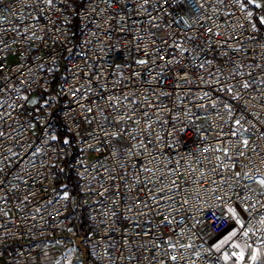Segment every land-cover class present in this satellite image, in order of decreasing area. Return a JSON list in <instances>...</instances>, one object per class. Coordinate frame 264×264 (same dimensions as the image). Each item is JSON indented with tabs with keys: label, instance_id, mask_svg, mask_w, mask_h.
Masks as SVG:
<instances>
[{
	"label": "built area",
	"instance_id": "1",
	"mask_svg": "<svg viewBox=\"0 0 264 264\" xmlns=\"http://www.w3.org/2000/svg\"><path fill=\"white\" fill-rule=\"evenodd\" d=\"M260 15L0 0V264L52 247L83 262L77 239L86 264H231L238 243L264 246ZM235 205L245 220L215 249L199 232L223 233Z\"/></svg>",
	"mask_w": 264,
	"mask_h": 264
},
{
	"label": "crops",
	"instance_id": "2",
	"mask_svg": "<svg viewBox=\"0 0 264 264\" xmlns=\"http://www.w3.org/2000/svg\"><path fill=\"white\" fill-rule=\"evenodd\" d=\"M234 218V217H233ZM236 223L240 224L238 222H232L227 230H225L222 234V237L219 241V243L215 244V249H220L224 246L225 243L229 242L233 235L232 233L236 232ZM230 237V238H228ZM222 241H226L222 243ZM237 248L239 251L238 258L234 261H230L231 264H253L256 262H259L260 264H264V246H254V247H248L242 244H237ZM60 247H52L48 248L44 251L43 256L41 258H35L30 261V264H63V262L60 259ZM72 251V250H71ZM253 256H255V259H253ZM242 257V258H241ZM72 264H83V262L78 261L75 254L71 256Z\"/></svg>",
	"mask_w": 264,
	"mask_h": 264
},
{
	"label": "rangeland",
	"instance_id": "3",
	"mask_svg": "<svg viewBox=\"0 0 264 264\" xmlns=\"http://www.w3.org/2000/svg\"><path fill=\"white\" fill-rule=\"evenodd\" d=\"M244 4L246 6L252 7L254 9H257L260 11L261 15L260 18L258 20V27L259 28H264V0H243ZM256 188L258 189H264V184H262L260 181H257L253 184ZM232 216L234 217L235 221L238 223H243L245 220V214H244V210L240 205H235L231 210H230ZM200 235L202 237H206L207 238V242L211 245H213L215 247V244L219 243L222 234L216 235V236H210L208 235V230L206 228H203L200 230ZM60 250V249H59ZM60 254H64L67 253L68 256H73V251L70 250H66L64 252H62L61 250L59 251ZM61 259V256H60ZM87 261H88V254H87Z\"/></svg>",
	"mask_w": 264,
	"mask_h": 264
},
{
	"label": "water",
	"instance_id": "4",
	"mask_svg": "<svg viewBox=\"0 0 264 264\" xmlns=\"http://www.w3.org/2000/svg\"><path fill=\"white\" fill-rule=\"evenodd\" d=\"M75 247L77 248V250L80 252L83 264L87 263V252L86 250L83 248V246L81 245V240L77 239L75 241Z\"/></svg>",
	"mask_w": 264,
	"mask_h": 264
},
{
	"label": "snow or ice",
	"instance_id": "5",
	"mask_svg": "<svg viewBox=\"0 0 264 264\" xmlns=\"http://www.w3.org/2000/svg\"><path fill=\"white\" fill-rule=\"evenodd\" d=\"M261 183L264 184V181H261ZM232 235H235V233H232ZM228 238H230V237H228ZM224 242H226V241H222V243H224ZM225 259H227V257H225ZM253 259H255V256H253Z\"/></svg>",
	"mask_w": 264,
	"mask_h": 264
}]
</instances>
